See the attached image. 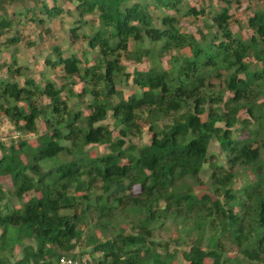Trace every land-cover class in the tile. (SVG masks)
Segmentation results:
<instances>
[{
    "label": "trees",
    "instance_id": "16d2710c",
    "mask_svg": "<svg viewBox=\"0 0 264 264\" xmlns=\"http://www.w3.org/2000/svg\"><path fill=\"white\" fill-rule=\"evenodd\" d=\"M62 1L0 0V47L10 51L0 61V116L35 134V143L0 142V177L10 181H0V202L19 201L0 206V264H55L75 257L81 241L100 253L96 264H176L170 242L187 243L184 264H264V9L248 15L241 39L228 0L217 10L188 0H69L74 15ZM62 8L67 46L51 44L37 80L16 59L18 25H43ZM201 15L205 32L180 30V17ZM84 25L89 32L78 35ZM79 37L90 61L68 50ZM122 59L147 66L128 72ZM140 121L148 142L126 143ZM92 144L106 151L91 154ZM246 172L252 179L235 189ZM171 228L175 237L163 241L159 230ZM16 244L21 254L11 259Z\"/></svg>",
    "mask_w": 264,
    "mask_h": 264
},
{
    "label": "rangeland",
    "instance_id": "374dc122",
    "mask_svg": "<svg viewBox=\"0 0 264 264\" xmlns=\"http://www.w3.org/2000/svg\"><path fill=\"white\" fill-rule=\"evenodd\" d=\"M230 2L229 4V13H230V29L231 31L236 34L241 39H246L250 32L247 30L246 27V19L248 15L258 9H264V0H228ZM190 4H194L197 6V4L200 6L203 5V8L206 10L209 7H212L213 10L219 9V7L223 4V0H188ZM59 3V2H58ZM63 3V7H69L70 13L72 15L76 14L75 11H73L72 3L69 2V0H63L60 2V4ZM64 8L61 10V14L59 17L54 18L51 21H47L43 23V25H39L34 22H28L29 20L23 21L21 25H18V28H20L19 31L22 37V40L18 44V51L15 54L16 59L19 63H22L24 65H27L29 70V75L39 80L40 75L38 74V71L42 68L41 65V58L44 54H46L49 51V48L52 43H58L62 47H66V38L64 35V32L66 33L67 29H69V25L71 22V17H69V11H63ZM159 12H164L163 10H158ZM167 12V11H166ZM86 19H89L87 16ZM90 24L95 25V21L89 19L88 20ZM209 21V17L207 15H201L197 17L192 16H183L179 19V28L182 31H188L193 33L196 37H198L197 29L201 30L202 32H205L207 29V26H205V23ZM46 26V28H44ZM43 29H47L46 31ZM43 31V32H42ZM88 26H81L77 33L78 35H81L82 33H87ZM4 36H8L9 33H12L10 31L6 32ZM129 45L132 46L133 42L132 40L129 41ZM147 46V42L144 41L142 43V46ZM0 61H8V56L10 51L5 49L3 46L0 47ZM68 50L72 52H76L78 55L82 56V50L86 52V57L90 61L92 59V55L94 51H91L88 49L86 44L84 43V40L82 37H79L70 47ZM121 62L124 63L125 70L130 72L133 67H145L147 66V61L142 63H135L132 60L129 59H122ZM162 63L163 65H166V56L162 57ZM58 74V72H56ZM55 74V75H56ZM49 75V74H48ZM47 75V76H48ZM60 77V74L57 76ZM62 79L58 78L56 82L59 84ZM63 81V80H62ZM79 82L77 81L73 86L75 89L79 88ZM121 88L123 89V92L125 94H128L129 91L132 89V86L130 84V81H126L122 83ZM110 119L107 118L106 122L109 124ZM40 124V123H39ZM38 124V125H39ZM141 125V134L140 135H133L131 137L125 138L126 143L128 142H135L138 144H144L148 142L149 133L146 130L145 125L142 121H140ZM41 127V124H40ZM39 131V129H37ZM40 132V131H39ZM113 135H116V131L113 130ZM18 136L24 137L27 139V141H30L31 143H35V134L34 133H27V132H19L15 131L13 126L10 124V122L4 118L3 116H0V142L8 143L9 140H15ZM87 150L91 154H98L106 151L105 146L103 145H87ZM208 152L212 153L213 157L218 159L219 162H223V156L219 153L217 144L215 142H210L208 145ZM201 178L205 182L206 181V175H207V169L204 168L201 172ZM252 179V176L250 173L246 172L245 174L238 176L233 181V187L235 189L239 188L243 184L247 183ZM0 181L3 183V187L8 188L10 187V181L7 176H1ZM194 190L196 193L201 194L206 191L205 185L202 186H195ZM34 194L33 192H27L23 198L25 199L28 195ZM4 201L0 202V206L2 209H7L10 206L16 207L19 204V201H17L14 197H10V201L8 202V206L6 208L4 207ZM127 230V229H126ZM87 234V232L85 231ZM95 235L99 236V238L102 240L104 237L98 233L97 230L94 231ZM84 234V233H83ZM110 231L107 230L106 235H109ZM158 235L161 237L163 241L170 239L171 237H175V231L171 228L165 231L164 229H160L158 232ZM83 237V235H82ZM30 240H25V243H29ZM78 246H76L70 253L74 255L75 257H79V263L81 264H96L95 259L100 257L99 252H90V246H81L82 241L80 242ZM187 243H180L177 245H173L172 242L169 243V249H173L176 247L178 251L177 257H175V263L176 264H184L180 258L179 250L183 249ZM81 250V251H80ZM21 254V246L20 245H14V249L12 252L11 259L19 257ZM231 256L239 257V254H236L234 251H230ZM241 264H253L250 263L244 259H240ZM205 264H208V260H204ZM54 264V263H52Z\"/></svg>",
    "mask_w": 264,
    "mask_h": 264
},
{
    "label": "built area",
    "instance_id": "2783aa9c",
    "mask_svg": "<svg viewBox=\"0 0 264 264\" xmlns=\"http://www.w3.org/2000/svg\"><path fill=\"white\" fill-rule=\"evenodd\" d=\"M55 264H78V260L75 257L61 254L57 257Z\"/></svg>",
    "mask_w": 264,
    "mask_h": 264
}]
</instances>
